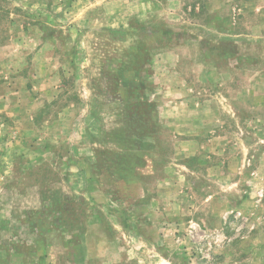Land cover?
I'll return each mask as SVG.
<instances>
[{"label": "rangeland", "instance_id": "rangeland-1", "mask_svg": "<svg viewBox=\"0 0 264 264\" xmlns=\"http://www.w3.org/2000/svg\"><path fill=\"white\" fill-rule=\"evenodd\" d=\"M0 264H264V0H0Z\"/></svg>", "mask_w": 264, "mask_h": 264}]
</instances>
